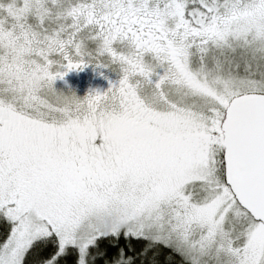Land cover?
<instances>
[{
  "label": "snow or ice",
  "instance_id": "snow-or-ice-1",
  "mask_svg": "<svg viewBox=\"0 0 264 264\" xmlns=\"http://www.w3.org/2000/svg\"><path fill=\"white\" fill-rule=\"evenodd\" d=\"M0 264H264V0H0Z\"/></svg>",
  "mask_w": 264,
  "mask_h": 264
},
{
  "label": "flooded vegetation",
  "instance_id": "flooded-vegetation-1",
  "mask_svg": "<svg viewBox=\"0 0 264 264\" xmlns=\"http://www.w3.org/2000/svg\"><path fill=\"white\" fill-rule=\"evenodd\" d=\"M116 77L108 69H97L88 65L80 70L69 71L63 79L55 81L58 90L74 91L78 96H84L90 90L103 91L109 86V80Z\"/></svg>",
  "mask_w": 264,
  "mask_h": 264
}]
</instances>
